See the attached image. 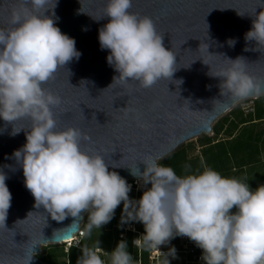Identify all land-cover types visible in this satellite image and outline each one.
Segmentation results:
<instances>
[{"label": "clouds", "instance_id": "clouds-1", "mask_svg": "<svg viewBox=\"0 0 264 264\" xmlns=\"http://www.w3.org/2000/svg\"><path fill=\"white\" fill-rule=\"evenodd\" d=\"M132 6V0H107L103 16L93 18H109L98 30L99 46L108 50L107 63L118 73L113 82H137L141 88H151L161 79H171L177 68L175 55L164 47L153 20L131 12ZM55 7L56 0H22L21 8L11 14L12 27L0 29V119L11 125L25 117L31 121L26 143L14 157L34 206L58 222L87 213L81 235H90L109 223L123 202L121 224H143L144 234L133 240L140 249L159 250L181 236L202 250L200 258L205 264H264V185L252 190L248 183L223 177L212 168L178 176L148 156L140 161L145 165L143 172L137 166L130 172L151 187L139 200H130L131 186L126 180L108 170L103 156L81 148L80 141L89 137L78 128L58 129L53 109L63 101L42 85L81 53L75 40L63 34L51 18ZM254 15L244 39L255 42L254 49L259 51L264 48V11ZM228 44L234 46L235 40ZM226 60L224 67L210 75L220 78L221 96L234 105L264 95V79L250 75L243 58ZM5 180L0 173L3 228L11 207ZM101 251L99 242L95 248H83L77 264H134L126 241L105 252L107 260L101 258ZM162 254L166 264L167 257L176 258L174 247ZM32 258L28 256L27 264Z\"/></svg>", "mask_w": 264, "mask_h": 264}, {"label": "water", "instance_id": "water-1", "mask_svg": "<svg viewBox=\"0 0 264 264\" xmlns=\"http://www.w3.org/2000/svg\"><path fill=\"white\" fill-rule=\"evenodd\" d=\"M106 2L56 0L51 18L75 40L81 55L42 87L63 101L53 109L58 129H80L89 137L80 141L83 150L103 156L108 170L126 181L135 180L139 178L130 169L137 166L143 172L140 161L148 156L161 159L183 142L207 134L212 121L234 107L220 95V78L210 76L227 64L226 58H243L248 73L264 79V48L255 51V42L244 39L254 14L264 11V0H132L130 11L150 17L163 35L164 47L175 55L177 68L171 79H161L151 88L113 82L118 73L107 63L109 52L98 40V30L109 18L93 19L103 16ZM21 6L22 0H0V29L12 27L11 14ZM229 40H235L234 46ZM30 127L26 117L12 125L0 119V173L11 194L5 228L0 227V264H27L29 255V264H47L37 256L41 245L68 242L84 220L81 213L80 218L58 222L34 206L14 157Z\"/></svg>", "mask_w": 264, "mask_h": 264}, {"label": "rangeland", "instance_id": "rangeland-1", "mask_svg": "<svg viewBox=\"0 0 264 264\" xmlns=\"http://www.w3.org/2000/svg\"><path fill=\"white\" fill-rule=\"evenodd\" d=\"M259 98H248L237 103L231 110L225 112L213 122L209 133L201 134L183 142L173 152L159 159L158 163L167 166L169 165L167 164L169 159L177 161L180 168L178 173L180 176L199 174L205 168H212L213 170L215 168V171L223 177L235 178L241 182L248 183L252 190L264 185V119H256L245 124L241 123L245 120H254L257 110L264 108L262 103L257 104L256 99ZM249 133L251 134L250 137L248 136ZM247 139H249L247 142L249 148L242 147L241 151L232 155L229 146L237 141L244 143ZM222 148H225L227 154H229L225 156ZM203 152H209V154L205 156ZM144 187L146 188V185ZM128 194L130 195L131 193L129 192ZM130 200L135 201L138 199L134 195ZM120 208L123 209V202H121ZM232 211L234 212L235 208ZM122 214L123 211L119 210L114 221L111 220L106 225H103L100 230L93 229L89 237L81 235V232L85 231L87 224L83 225V221L81 225L82 231L77 234L71 246L91 249L95 248L97 242H99V247L102 249L101 258L107 260L108 257L104 255L105 252L113 251L121 240L127 242L128 238H134L131 231V233L129 232L130 235L125 233L124 229L125 227L127 228V224L130 223L131 227L133 226V228L137 229L136 221L121 224ZM121 233L123 237H120ZM105 239H110L109 246L106 244ZM133 247L130 246L135 264V259L137 258ZM75 255L76 253L72 252L70 246L65 243L42 246L41 253L37 256L40 260L47 258L48 260L43 261L47 264H73L70 259L72 256L76 258Z\"/></svg>", "mask_w": 264, "mask_h": 264}, {"label": "built area", "instance_id": "built-area-1", "mask_svg": "<svg viewBox=\"0 0 264 264\" xmlns=\"http://www.w3.org/2000/svg\"><path fill=\"white\" fill-rule=\"evenodd\" d=\"M132 189L134 188L135 192L140 190H144V184L139 179H131L126 181ZM125 233H129L130 231L133 234L131 239V244H133V240L140 237L141 233L138 229L131 224H127V228L124 229ZM130 232V233H131ZM123 233V232H122ZM122 233L120 237H123ZM70 242V243H69ZM74 241H68L66 244L70 246ZM174 247L176 250V258L171 256L167 257L169 264H205L204 261L201 260L202 250L198 248L194 242L189 240L187 237L177 236L170 240L169 244L160 246L159 250L151 249L146 251V258L145 264H166V255L162 254V252H167L169 248ZM138 254H137V261L138 264H143V259L141 255V249L136 247Z\"/></svg>", "mask_w": 264, "mask_h": 264}, {"label": "trees", "instance_id": "trees-1", "mask_svg": "<svg viewBox=\"0 0 264 264\" xmlns=\"http://www.w3.org/2000/svg\"><path fill=\"white\" fill-rule=\"evenodd\" d=\"M257 100V104H259V103H262L263 105H264V96L263 97H261V98H259V99H256ZM259 106H261V105H259ZM258 106V107H259ZM257 110V109H256ZM256 114V118L254 119V120H245V121H242L241 123L242 124H245V123H247V122H253V121H255L256 119H258V120H262V119H264V108L262 109V108H260V110H257V112L255 113ZM249 137L251 136V134L249 133V135H248ZM249 141V139H247L244 143L243 142H241L240 143V141H237L236 143H234L233 145H230L229 147L231 148V150H230V152H231V154L232 155H235V154H237V152H239V151H241V149H242V147H244V148H249L248 147V142ZM221 145H224V144H221ZM226 148V147H225ZM225 148H222V150H223V153L225 154V156L226 155H228L227 154V150L225 149ZM206 151H208V150H206ZM203 154L206 156L207 154H209V152H203ZM167 164H169V165H167L168 167H171L174 171H175V173L178 175V176H180L178 173L180 172L179 170H180V168H179V164H178V162L177 161H174V160H171V159H169V161H168V163ZM212 165H214L213 163H212ZM214 170H215V168H214ZM148 186V187H147ZM151 187V185H146V188H145V190L147 189V188H150ZM144 190V191H145ZM130 195H131V198L135 195V197L139 200L140 199V197L142 196V193H143V191L142 190H138V191H136L135 192V190H134V188H132V189H130ZM133 193H134V195H133ZM129 195V194H128ZM130 195H129V199H131L130 198ZM121 205V204H120ZM120 205L115 209V212H114V215H113V218L111 219L112 221H114L115 220V218L117 217V214H118V211L120 210L121 212L123 211V209H121L120 208ZM84 223H83V225L84 224H86L87 223V214L84 216ZM136 224H137V229L140 231V233H141V235L140 236H142L143 234H144V227H143V224L142 223H140V222H136ZM93 232V231H92ZM129 235H130V233H128ZM91 236V235H90ZM87 237H89V235H87ZM87 237H86V239H87ZM127 239V238H126ZM105 242H106V244L109 246V242H110V239H105ZM127 242H128V244H127V251L131 254V248H130V246L131 247H133L132 245H131V238H128V240H127ZM63 244H65V243H63ZM134 248V250H135V254H136V258H137V250H136V247H133ZM70 249L72 250V252H75L76 253V255H75V257L76 258H74L73 256L71 257V262L73 263V264H77V260L81 257V255H82V252H81V250H82V247H79V246H77V247H73V246H71L70 245ZM107 250H108V247H107ZM146 251H147V249H141V255H142V259H143V263L145 264V258H146ZM42 261H45V260H48L47 258H45V260H43V259H41ZM49 264H51V263H49ZM135 264H137V259H135Z\"/></svg>", "mask_w": 264, "mask_h": 264}, {"label": "bare ground", "instance_id": "bare-ground-1", "mask_svg": "<svg viewBox=\"0 0 264 264\" xmlns=\"http://www.w3.org/2000/svg\"><path fill=\"white\" fill-rule=\"evenodd\" d=\"M235 105H236V104H234V106H235ZM224 113H225V112H224ZM224 113H223V114H224ZM223 114H222V115H223ZM219 117H220V116H219ZM219 117H217V119H218ZM214 121H216V119H215ZM214 121H212L211 126H212V124H213ZM205 133H209V132H205ZM158 160H159V159H158ZM158 160H157V161H158ZM80 231H82L81 228L79 229V231H78L76 234H74V236L72 237V239H70L69 241H71V242L74 241V240L76 239L77 234H78ZM65 243H67V242H65ZM69 243H70V242H69ZM61 244H63V243H61ZM45 245H47V244H42L41 247H42V246H45Z\"/></svg>", "mask_w": 264, "mask_h": 264}, {"label": "crops", "instance_id": "crops-1", "mask_svg": "<svg viewBox=\"0 0 264 264\" xmlns=\"http://www.w3.org/2000/svg\"><path fill=\"white\" fill-rule=\"evenodd\" d=\"M136 250H137V248H136ZM137 264H138V261H137ZM144 264V263H143Z\"/></svg>", "mask_w": 264, "mask_h": 264}]
</instances>
